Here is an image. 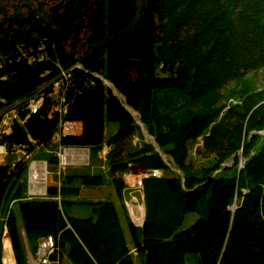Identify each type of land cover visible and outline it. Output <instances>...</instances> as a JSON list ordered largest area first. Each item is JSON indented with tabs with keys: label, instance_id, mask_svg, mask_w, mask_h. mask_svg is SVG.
<instances>
[{
	"label": "trees",
	"instance_id": "trees-1",
	"mask_svg": "<svg viewBox=\"0 0 264 264\" xmlns=\"http://www.w3.org/2000/svg\"><path fill=\"white\" fill-rule=\"evenodd\" d=\"M24 2L0 19V109L39 90L32 99L42 100L36 111L32 99L17 104L3 135L16 155L0 163V214L18 198L27 238H55L50 264H135L132 248L144 264H264V86L246 84L264 68V0H144L138 21L91 55L93 40L130 25L136 0ZM232 82L244 86L238 97ZM61 119L81 130L61 144L91 153L105 144L107 121L118 123L110 137L118 195L125 183L115 173L131 163L159 172L143 178L133 246L113 200H73L76 190L56 183L44 197L26 196L25 154L47 145ZM139 122L153 141L132 146ZM198 139L200 164L190 153ZM72 204L92 212L73 214ZM188 212L196 217L183 227ZM7 225L16 264H29L12 216Z\"/></svg>",
	"mask_w": 264,
	"mask_h": 264
},
{
	"label": "rangeland",
	"instance_id": "rangeland-1",
	"mask_svg": "<svg viewBox=\"0 0 264 264\" xmlns=\"http://www.w3.org/2000/svg\"><path fill=\"white\" fill-rule=\"evenodd\" d=\"M24 1L26 0H0V19L3 17L4 13H12L16 5H19L21 9H25L26 7H22L24 5ZM32 4L37 7H41V9H48L52 4L53 0H28ZM29 2V3H30ZM64 75V73H63ZM247 82L249 85L261 88L264 86V68L252 71L248 77ZM55 80V79H54ZM56 82V81H55ZM243 85H236L232 82L228 90L233 97H238L240 92L243 90ZM227 94V92H226ZM229 94V93H228ZM14 108L8 110L0 117V163L5 162L7 160H13L15 157V153L10 152L5 143H3V135L5 133H9L12 131L11 129V118L15 116ZM118 128V123L115 121H107L106 123V134L107 140L103 147H101L96 153H91L88 149H84L86 152L85 157L81 156L78 158V161H71L69 159L63 158V156L59 155L58 142L52 136L50 142L41 147H36L35 152L31 153L26 160L28 161L27 167V182H26V196H30L27 193V185L29 184V167L31 162L34 160H38L46 163V185L48 189V185L50 183L56 184H65L72 186L73 189L76 190L75 193L70 194V198L73 200H99V199H109L113 200L117 206L120 219L122 225L125 230V235L127 237V241L132 245V234L129 226V222L134 225V220H138L135 216H139L142 214V190L138 188V186L132 184L127 187L125 186L122 190L121 195H118L113 178L114 174L110 169V159L111 154L114 149V144L111 141L112 133ZM145 129L141 127V132L136 133L132 142V146H138L143 141L152 142L153 137L147 130V135L145 134ZM200 143L198 139L196 142L191 144L190 153L191 157L195 161L196 164H200L204 159L203 156L196 154V146ZM50 156H56L58 158V163L56 166H50L48 163V159ZM62 160V161H61ZM132 164V163H131ZM130 164V165H131ZM243 164V161H240L238 167L240 168ZM129 165V167H130ZM128 167V168H129ZM144 169L140 165L132 164V172L131 178H134L140 171ZM124 172V171H123ZM115 173L116 176H121L122 173ZM120 174V175H119ZM123 178V177H122ZM125 178V177H124ZM126 180V179H125ZM133 181V179H132ZM126 182V181H125ZM128 183V181H127ZM32 197H44L46 195H31ZM31 197V198H32ZM30 198V197H29ZM133 203L136 206H133ZM134 211V212H132ZM71 212L73 214L79 216H86L92 212L91 207L86 204H72ZM14 218L15 222L18 224L21 233L24 237L25 241V249L27 251V257L29 262L30 252L34 254L33 251L35 247V242L38 246V239L34 241H30L27 238V235L24 231L23 220L21 216V211L18 203V198H13L11 201H7L5 204L2 213L0 214V232L2 233L1 241H0V252L2 255L3 264H16L15 256L12 251V246L9 237L7 236V228L8 221L11 218ZM196 217V213L188 212L187 216L184 220L183 227L188 226ZM143 221V219L139 220V224ZM135 226V225H134ZM136 227V226H135ZM30 251V252H29ZM132 255L135 264H144V260L142 255L137 253L136 249L132 250ZM63 264H69L66 257L63 258Z\"/></svg>",
	"mask_w": 264,
	"mask_h": 264
},
{
	"label": "built area",
	"instance_id": "built-area-1",
	"mask_svg": "<svg viewBox=\"0 0 264 264\" xmlns=\"http://www.w3.org/2000/svg\"><path fill=\"white\" fill-rule=\"evenodd\" d=\"M63 73L66 74L67 72L64 71ZM58 89H59L58 83H55L54 91L57 94V96L59 98H61L62 96L58 93L59 92ZM41 100L42 99H38V100L32 99L31 107H32L33 111L37 110L38 106L40 105ZM78 126H80V123H78V122H74V121H70V120H66V119H61L59 124H58L57 129L55 130V132L52 135L54 137V140L56 139V141L58 142L59 155L60 156L62 155L63 158L69 159L71 161H78L79 160L78 158L80 156L82 158H84L85 154L81 155V153H83L84 149H88V148L76 147V146H64L61 144V137L64 134L72 133V131H74L75 128ZM29 156H31V153H26L25 159H27ZM31 164H32V162H31ZM133 165L135 166V164H133ZM28 171H29V173H28L29 174V184L27 185V193H28V195H30L28 197L31 198L32 197L31 195H43V194L47 195V185H46L47 182H46V180L43 182H33L32 173H31V165H30ZM131 172H132V164L130 165V167L127 170H125L122 173V177H123L125 186L129 187L132 184V186L136 185V186H138V188H140L142 190L141 191L142 192V214L139 216H135V218H138L137 221H135V219L133 218L134 225L136 227H139V220L145 219V199H144V193H143V178L148 176L149 174H157L159 172L156 170L149 171L147 169H142V171H140V173H138L134 178H131L133 176V175L130 176ZM132 179H133V181H132ZM127 181H128V183H127ZM39 188H42L41 192H37V190ZM133 206H136V204L133 203ZM132 212H134V211H132ZM54 249H55V238L53 237V235L40 236L38 238V246H37L36 252L34 254H32L29 251L30 252L29 264H50V262H51L50 255L54 251ZM132 250H133V248L131 249V251Z\"/></svg>",
	"mask_w": 264,
	"mask_h": 264
},
{
	"label": "water",
	"instance_id": "water-1",
	"mask_svg": "<svg viewBox=\"0 0 264 264\" xmlns=\"http://www.w3.org/2000/svg\"><path fill=\"white\" fill-rule=\"evenodd\" d=\"M143 1L144 0H136V7H137V11H136V15H135V18L133 19V21L130 23V25H128L125 29L115 33L114 35H111V36H108L106 37L105 39L103 40H93L92 43H91V48H90V51L87 55H91L94 48L100 44H103L105 42H109L111 41L112 39H114L115 37L117 36H120L122 34H124L125 32H127L139 19L140 15H141V12H142V9H143ZM86 55V56H87ZM84 57H82L79 62H81L83 60ZM53 81H50L47 83V85L51 84ZM104 82L107 84V86H109L110 88L113 89V91L118 95V92L115 90V87L114 85L108 81V80H105L104 79ZM40 91V90H39ZM39 91H37L35 94L33 95H26V96H23L19 99H17L16 101L12 102V103H9V104H6L4 105L1 109H0V117L5 113L7 112L8 110L10 109H13L17 104H20L22 102H25L29 99H32L34 96H36ZM132 111V110H131ZM133 113V112H132ZM139 124L141 125V127H143L145 129V126L143 123L139 122ZM145 134L147 135V130H145ZM158 148V147H157Z\"/></svg>",
	"mask_w": 264,
	"mask_h": 264
},
{
	"label": "bare ground",
	"instance_id": "bare-ground-1",
	"mask_svg": "<svg viewBox=\"0 0 264 264\" xmlns=\"http://www.w3.org/2000/svg\"><path fill=\"white\" fill-rule=\"evenodd\" d=\"M60 99H61V102H62L63 98L61 97ZM79 130H80V126L76 127L75 130L72 131V134L78 132ZM83 154H86V152L83 151V153H81V155H83ZM31 173H32L33 182H43V181H45L46 180V163L38 161V160L32 161ZM41 191H42V188H39L37 190V192H41ZM143 223H144V219L139 224V226H142ZM133 249H135V248H133Z\"/></svg>",
	"mask_w": 264,
	"mask_h": 264
}]
</instances>
